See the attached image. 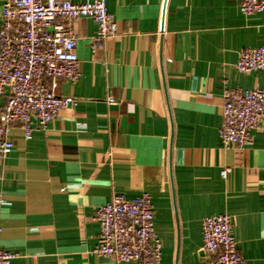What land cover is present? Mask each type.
Returning <instances> with one entry per match:
<instances>
[{
	"label": "crops",
	"instance_id": "obj_1",
	"mask_svg": "<svg viewBox=\"0 0 264 264\" xmlns=\"http://www.w3.org/2000/svg\"><path fill=\"white\" fill-rule=\"evenodd\" d=\"M240 1L107 0L119 32L95 50V22L76 23L80 78L47 85L78 104L31 140L14 126L0 160L12 264H117L94 252L96 210L115 192L151 194L161 264H208L202 222L218 215L244 264H264V126L251 146L220 140L225 90L264 89V71L235 69L240 52L264 46V12L245 16Z\"/></svg>",
	"mask_w": 264,
	"mask_h": 264
},
{
	"label": "built area",
	"instance_id": "obj_2",
	"mask_svg": "<svg viewBox=\"0 0 264 264\" xmlns=\"http://www.w3.org/2000/svg\"><path fill=\"white\" fill-rule=\"evenodd\" d=\"M0 25V97L7 103L0 112V160L13 152L11 132L18 125L26 140L46 130L59 112L75 107L78 100L58 96L48 81L80 78L78 38L74 27L91 19L98 33L91 40L95 50L117 36L119 26L109 13L107 0H2ZM245 16L264 12V0H241ZM235 69L246 75L264 71V46L240 52ZM109 102L114 104L113 98ZM264 126V89H226L220 140L224 147L251 146L252 132ZM230 168L222 171L226 178ZM3 202L0 200V207ZM100 235L95 253L117 264H161L162 242L155 230L152 196L143 193L130 200L115 192L96 210ZM202 252L208 264H244L227 215L202 222ZM17 254L0 246V264H12Z\"/></svg>",
	"mask_w": 264,
	"mask_h": 264
}]
</instances>
